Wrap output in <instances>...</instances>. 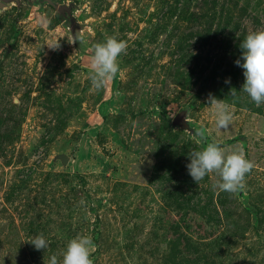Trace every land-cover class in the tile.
I'll return each mask as SVG.
<instances>
[{
  "label": "rangeland",
  "instance_id": "obj_1",
  "mask_svg": "<svg viewBox=\"0 0 264 264\" xmlns=\"http://www.w3.org/2000/svg\"><path fill=\"white\" fill-rule=\"evenodd\" d=\"M255 30L264 0H0V264L59 261L77 235L92 264H264V103L235 64ZM109 36L126 47L96 90ZM213 141L252 164L236 193L187 173Z\"/></svg>",
  "mask_w": 264,
  "mask_h": 264
},
{
  "label": "clouds",
  "instance_id": "obj_2",
  "mask_svg": "<svg viewBox=\"0 0 264 264\" xmlns=\"http://www.w3.org/2000/svg\"><path fill=\"white\" fill-rule=\"evenodd\" d=\"M125 47V43L115 36L106 37L103 42L93 45L89 78L94 89H102L118 73V58ZM239 47L242 51L235 64L243 69L245 78L240 90L247 93L251 101L259 106L264 103V30L249 32ZM225 83H230V79ZM205 104L212 110L215 126L227 129L232 119L230 105L211 93ZM251 167V162L242 152L226 150L214 141L207 143L201 150L190 152L186 163L187 173L195 183L208 174L215 173L218 181L213 187L229 193H236L243 188L244 177ZM28 242L36 250L46 251L49 248V241L43 234L31 237ZM93 247L90 237L77 235L66 243L62 259L58 261L53 254L45 264H92L90 255Z\"/></svg>",
  "mask_w": 264,
  "mask_h": 264
},
{
  "label": "trees",
  "instance_id": "obj_3",
  "mask_svg": "<svg viewBox=\"0 0 264 264\" xmlns=\"http://www.w3.org/2000/svg\"><path fill=\"white\" fill-rule=\"evenodd\" d=\"M164 112H165V109H164V108H162V110H161V114H164Z\"/></svg>",
  "mask_w": 264,
  "mask_h": 264
}]
</instances>
